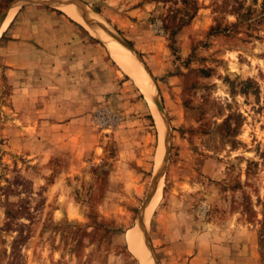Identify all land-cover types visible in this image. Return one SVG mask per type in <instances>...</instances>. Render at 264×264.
Listing matches in <instances>:
<instances>
[{"label":"rangeland","instance_id":"374dc122","mask_svg":"<svg viewBox=\"0 0 264 264\" xmlns=\"http://www.w3.org/2000/svg\"><path fill=\"white\" fill-rule=\"evenodd\" d=\"M75 1L140 71L65 12L18 9L0 264H264V0Z\"/></svg>","mask_w":264,"mask_h":264},{"label":"bare ground","instance_id":"6f19581e","mask_svg":"<svg viewBox=\"0 0 264 264\" xmlns=\"http://www.w3.org/2000/svg\"><path fill=\"white\" fill-rule=\"evenodd\" d=\"M26 2L44 3L51 6L54 5L53 7L57 9L59 8V10L65 12L69 17H71L80 25L84 26L88 31L96 35V37L101 39L104 44L107 45L109 51L116 59L119 66L122 67L131 77L136 78V74L140 71V68L138 67L135 57H133L131 52H129L130 48L126 47L120 39H115L111 34L107 33L104 26L95 17V15L87 12L86 9L78 5L75 0H14L8 10L9 17L7 16L6 19L2 23H0V37L7 30L9 24L11 23L20 6ZM11 10L13 11L12 16H10ZM160 155L161 153H159L157 160L160 159ZM160 197L161 187L157 186L153 192L152 198L150 199L148 208L156 207Z\"/></svg>","mask_w":264,"mask_h":264},{"label":"water","instance_id":"95a60500","mask_svg":"<svg viewBox=\"0 0 264 264\" xmlns=\"http://www.w3.org/2000/svg\"><path fill=\"white\" fill-rule=\"evenodd\" d=\"M14 2V0L10 3V6H11V4ZM10 6H9V8H10ZM9 8L6 10V11H4L3 13H1L0 14V23H2L5 19H6V17L8 16V10H9ZM122 41V40H121ZM122 43L126 46V47H129V48H131L129 45H127L126 43H124L123 41H122ZM132 49V48H131ZM162 110V109H161ZM158 176H160V175H158Z\"/></svg>","mask_w":264,"mask_h":264},{"label":"crops","instance_id":"0c3cea01","mask_svg":"<svg viewBox=\"0 0 264 264\" xmlns=\"http://www.w3.org/2000/svg\"><path fill=\"white\" fill-rule=\"evenodd\" d=\"M26 3H29V2H26ZM26 3H23L22 5H24V4H26ZM22 5H21V6H22ZM21 6H20V7H21ZM53 6H54V5H53ZM58 9H59V8H58ZM70 18H71V17H70ZM71 19H72V18H71ZM72 20H73V19H72ZM73 21H75V20H73ZM75 22H76V21H75ZM76 23H77V22H76ZM78 24H79V23H78ZM79 25H80V24H79ZM80 26H82V25H80ZM8 27H9V26H8ZM82 27H83L84 29H86L84 26H82ZM7 29H8V28H7ZM86 30H87V29H86ZM87 31H88V30H87ZM5 32H6V31H5ZM88 32H89V31H88ZM89 33H90V32H89ZM93 37H94V36H93Z\"/></svg>","mask_w":264,"mask_h":264}]
</instances>
